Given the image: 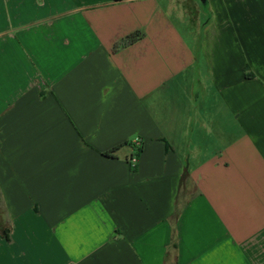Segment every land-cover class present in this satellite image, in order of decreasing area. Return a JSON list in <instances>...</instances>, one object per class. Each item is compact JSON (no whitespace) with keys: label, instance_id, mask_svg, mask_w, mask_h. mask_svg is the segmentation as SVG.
<instances>
[{"label":"crops","instance_id":"obj_1","mask_svg":"<svg viewBox=\"0 0 264 264\" xmlns=\"http://www.w3.org/2000/svg\"><path fill=\"white\" fill-rule=\"evenodd\" d=\"M7 226L0 264H264V0H0Z\"/></svg>","mask_w":264,"mask_h":264},{"label":"trees","instance_id":"obj_2","mask_svg":"<svg viewBox=\"0 0 264 264\" xmlns=\"http://www.w3.org/2000/svg\"><path fill=\"white\" fill-rule=\"evenodd\" d=\"M142 35V33L139 31H136L134 33H131L127 36H125L124 38L120 39L118 42L115 43L114 47L115 49L117 48H120V47H123V46H126L130 43H132L133 41H135L137 38H139L140 36ZM124 144H126V142H123L119 145H116L114 146L113 148L111 149H108L106 151L103 152L104 155L106 156H114L116 151L121 148ZM139 146V145H138ZM188 176H185V178H187ZM2 232V236L3 238L10 242L11 241V237H10V228L7 226V227H2V229H0Z\"/></svg>","mask_w":264,"mask_h":264},{"label":"built area","instance_id":"obj_3","mask_svg":"<svg viewBox=\"0 0 264 264\" xmlns=\"http://www.w3.org/2000/svg\"><path fill=\"white\" fill-rule=\"evenodd\" d=\"M133 142H134V144L137 146V145H139V144L141 143V139L136 138V139H134ZM130 162H131L132 165H134L135 162H136V157H131V158H130Z\"/></svg>","mask_w":264,"mask_h":264},{"label":"rangeland","instance_id":"obj_4","mask_svg":"<svg viewBox=\"0 0 264 264\" xmlns=\"http://www.w3.org/2000/svg\"><path fill=\"white\" fill-rule=\"evenodd\" d=\"M202 12V11H201Z\"/></svg>","mask_w":264,"mask_h":264}]
</instances>
